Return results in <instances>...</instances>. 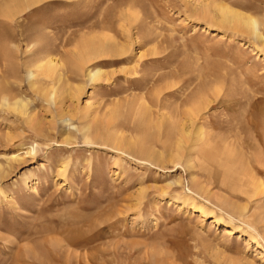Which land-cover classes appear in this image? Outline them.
<instances>
[{
	"label": "rangeland",
	"instance_id": "rangeland-1",
	"mask_svg": "<svg viewBox=\"0 0 264 264\" xmlns=\"http://www.w3.org/2000/svg\"><path fill=\"white\" fill-rule=\"evenodd\" d=\"M16 3L0 87L27 113L0 105V264H264V0ZM87 41L116 49L80 68Z\"/></svg>",
	"mask_w": 264,
	"mask_h": 264
},
{
	"label": "bare ground",
	"instance_id": "bare-ground-1",
	"mask_svg": "<svg viewBox=\"0 0 264 264\" xmlns=\"http://www.w3.org/2000/svg\"><path fill=\"white\" fill-rule=\"evenodd\" d=\"M7 1V0H6ZM21 1V0H20ZM26 2H24V0L23 1H21V2H19L18 0H12V3H16V2H18V4L16 3L15 5H16V7H9V4H8V6H7V4H6V7H9V9L8 8H6V9H8V11L10 10V11H12V10H14V13H15V11H17V12H21V10H23V9H25V8H28V7H30V6H33L34 4H37V3H39L41 0H25ZM24 2V3H23ZM22 5H21V4ZM5 4V3H4ZM11 6H14V5H11ZM216 6V8L218 9V11H219V13H220V15H221V20H220V23L222 24V25H224V26H227V27H232V28H240V29H242V30H244V31H246V32H248V33H253V34H255V35H257V36H261V34H260V32L257 30L258 28H257V24H258V20L256 19V18H254V17H252V16H250V15H248V14H246V13H243V12H241V11H238V10H236V9H234V8H232V7H228V6H226V5H224V4H216L215 5ZM22 7H24V8H22ZM13 8H15V9H13ZM6 11V10H5ZM7 13H9V16L11 15V16H13L12 14H13V11L10 13V12H7ZM203 13H204V11H203ZM202 13V14H203ZM17 14V13H16ZM4 15V14H3ZM12 18V17H11ZM105 35V34H104ZM103 35V36H104ZM90 36V35H89ZM105 36H107V34L105 35ZM114 36V35H113ZM101 37V36H100ZM106 38V37H105ZM111 38H113V37H111ZM90 39V38H89ZM100 39H102V38H100ZM99 39V40H100ZM85 40V39H84ZM95 40V39H94ZM98 40V39H97ZM90 41H91V39H90ZM90 41H87V42H85L84 44H83V47H81V49L80 48H77V45H76V48L77 49H80V50H78L76 53H75V55H77V57H74V55H73V57L74 58H76L77 60V62H78V67H80V68H84L85 67V65L90 61L91 62V60L92 59H94V58H96V57H98V56H103V55H108V54H113L114 52H113V50L114 49H116L115 48V46H114V44H113V46L112 45H110V44H107V43H103L102 42V44L103 45H99V43H98V41H96V44H98V45H95V43H93V42H91L90 43ZM110 41H112L113 43H118V42H116V40L115 41H113V40H110ZM109 41V42H110ZM95 42V41H94ZM78 43V42H77ZM81 43V42H80ZM105 44H106V47H105ZM116 45V44H115ZM123 45V44H122ZM82 46V45H81ZM79 47H80V45H79ZM121 47V46H120ZM119 47V48H120ZM122 48V47H121ZM124 48V47H123ZM118 51H119V49H117ZM123 51V50H122ZM122 51H120L121 52V55H122ZM75 52V51H74ZM113 52V53H112ZM116 52V51H115ZM117 54V53H116ZM118 55H119V53H118ZM111 56V55H110ZM116 56V55H115ZM108 57V56H107ZM113 57H114V55H113ZM103 58V57H102ZM96 60V59H95ZM44 61V62H43ZM57 63V62H56ZM56 63L54 62V60H52L51 59V57H50V59L48 58L46 61L43 59V60H39V62L37 61V65H36V69H41V71H39V72H41L40 73V75L42 74L43 76H45V77H49V76H51V74H53L54 72H55V70H56ZM61 63V62H60ZM70 63H76V62H70ZM72 64H70L71 66H73L74 67V65H72ZM62 65V64H61ZM90 65V64H89ZM66 66V65H65ZM88 66V65H87ZM87 66H86V68H87ZM62 67V66H61ZM78 67H76L75 68V70L78 68ZM63 68H65L64 66H63ZM67 68V67H66ZM80 68H78V69H80ZM78 69L76 70V71H78ZM70 70V69H69ZM85 70H88V69H85ZM79 72V71H78ZM85 72V71H84ZM57 73V72H56ZM73 73V72H72ZM81 73V72H80ZM37 74H38V71H37ZM77 74V73H76ZM79 74V73H78ZM102 74V71H101V69L100 68H92V69H89L88 70V74H86V75H88L89 76V78L90 79H96V78H98L100 75ZM31 77H35L36 75H35V73H34V71H30V74H29ZM38 76V75H37ZM34 79V78H33ZM57 79H60V77H58ZM58 82H60V80L58 81ZM36 83V82H35ZM40 87V86H39ZM43 87H45L44 89V91H42L41 92V94L43 95V97L45 98V101H49L51 98L53 99L54 98V96H55V91H54V89L51 87H49V88H47L46 89V86H43ZM43 89V88H42ZM77 91H80L79 89L77 90ZM57 92V91H56ZM15 93V92H14ZM13 94V93H12ZM40 94V93H39ZM19 98V97H18ZM55 101V100H54ZM201 103V102H200ZM0 105H2V106H5L6 108H10V109H12V110H14V111H16V112H18V113H20V114H25V113H27V112H25V102H23V100L22 99H14L13 97H10V95H8V93L3 89V88H1L0 87ZM196 107V106H195ZM194 107V108H195ZM200 108L201 109V106H200V104H199V106L197 105V108ZM199 109V110H200ZM194 110V109H193ZM195 111V110H194ZM192 112V111H191ZM196 113V112H195ZM198 113V112H197ZM27 116H28V114H27ZM28 118V117H27ZM32 119H33V117H32ZM26 120V119H25ZM28 121H29V119H28ZM31 121V120H30ZM108 122H110V121H108ZM106 123V122H105ZM112 123V122H111ZM33 125V124H32ZM105 125V124H104ZM169 125V124H168ZM30 126V125H29ZM33 126H35V125H33ZM175 126H177V124L175 125ZM90 124H85V125H83V129H84V139H86V141L88 140V141H94V139L91 137V135L89 134V131H91L90 130ZM105 127V126H104ZM164 127V126H163ZM172 127H174V126H172ZM32 128V127H31ZM38 128V127H37ZM168 127H166V129H167ZM246 128H248V127H246ZM181 134H180V136H179V138H178V140H177V136H176V140H177V147H179V148H181V144H182V146H183V140L187 137V133L184 131H182V129H184V127L181 125ZM248 129H250V128H248ZM108 130V129H107ZM171 130H172V128H171ZM174 130H175V128H174ZM41 131V130H40ZM105 131H106V129H105ZM250 131V130H249ZM94 132V131H93ZM40 133V132H39ZM197 133H198V139H200V138H202L203 139V137H204V135H203V132L201 131V128L200 129H198V131H197ZM230 133V132H229ZM95 134V133H94ZM102 134V133H101ZM110 134V133H109ZM109 134H107L108 136H109ZM13 135V134H12ZM20 135V134H19ZM18 135V136H19ZM97 135V134H96ZM111 135V134H110ZM176 135V134H175ZM197 135V134H196ZM16 136V135H15ZM17 136V137H18ZM95 136V135H94ZM199 136H201V137H199ZM207 136V135H206ZM111 137V136H110ZM8 138V137H7ZM19 138V137H18ZM18 138H11V134H10V139H7V140H9V141H11V142H13V141H16ZM21 139V138H20ZM111 139V138H110ZM67 140V139H66ZM69 140V139H68ZM97 140V139H96ZM95 140V141H96ZM18 141V140H17ZM67 142V141H66ZM176 142V141H175ZM68 143V142H67ZM136 143V142H135ZM232 143V142H231ZM176 145V144H175ZM261 145V144H260ZM231 146H233V144L231 145ZM241 146V145H240ZM130 147V146H129ZM176 146H175V148H177ZM184 147V146H183ZM34 147L32 146V147H26L24 150L26 151V153H31V152H33L34 153V149H33ZM178 148V149H179ZM173 149V148H172ZM263 149V148H262ZM36 151V150H35ZM176 151H177V149H176ZM181 151H183V150H181ZM247 151V150H246ZM145 156H146V154H145ZM148 156V155H147ZM264 156V155H263ZM152 157V156H151ZM257 157V156H256ZM246 160L248 161V159L246 158ZM260 160V159H259ZM258 159H257V161H259ZM190 162V161H189ZM241 162H242V160H241ZM260 163V162H259ZM262 163V162H261ZM238 164V163H237ZM240 164V163H239ZM246 165V164H245ZM242 167V166H241ZM243 168H244V166H243ZM237 171V170H236ZM239 171V170H238ZM228 172V171H227ZM230 172H231V170H230ZM233 172V171H232ZM225 173V172H224ZM238 173V172H237ZM239 174V173H238ZM236 176V175H235ZM237 177V176H236ZM235 177V178H236ZM244 177V176H243ZM240 179V178H239ZM239 179H237V180H239ZM242 179V178H241ZM251 180V179H250ZM240 182V181H239ZM247 182V181H246ZM260 183V182H259ZM247 187H249V186H247ZM259 192V191H258ZM202 213H206L205 211H203L202 210ZM217 218V217H216ZM216 220V219H215ZM232 228H233V226L231 225L230 227H227V228H225V231L227 232V233H230L231 232V230H232ZM68 255V254H67ZM52 261V260H51Z\"/></svg>",
	"mask_w": 264,
	"mask_h": 264
}]
</instances>
